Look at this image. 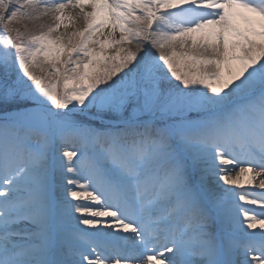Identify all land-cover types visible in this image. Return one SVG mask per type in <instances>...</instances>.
<instances>
[{"label":"snow or ice","instance_id":"6c2138e0","mask_svg":"<svg viewBox=\"0 0 264 264\" xmlns=\"http://www.w3.org/2000/svg\"><path fill=\"white\" fill-rule=\"evenodd\" d=\"M0 264H264V0H0Z\"/></svg>","mask_w":264,"mask_h":264}]
</instances>
